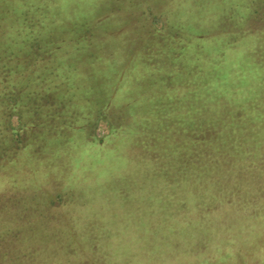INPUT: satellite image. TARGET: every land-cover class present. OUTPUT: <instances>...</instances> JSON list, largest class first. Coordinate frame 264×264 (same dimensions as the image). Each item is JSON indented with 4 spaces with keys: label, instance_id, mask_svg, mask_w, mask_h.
Masks as SVG:
<instances>
[{
    "label": "rangeland",
    "instance_id": "374dc122",
    "mask_svg": "<svg viewBox=\"0 0 264 264\" xmlns=\"http://www.w3.org/2000/svg\"><path fill=\"white\" fill-rule=\"evenodd\" d=\"M0 264H264V0H0Z\"/></svg>",
    "mask_w": 264,
    "mask_h": 264
},
{
    "label": "trees",
    "instance_id": "16d2710c",
    "mask_svg": "<svg viewBox=\"0 0 264 264\" xmlns=\"http://www.w3.org/2000/svg\"><path fill=\"white\" fill-rule=\"evenodd\" d=\"M109 126H110V124H109Z\"/></svg>",
    "mask_w": 264,
    "mask_h": 264
}]
</instances>
